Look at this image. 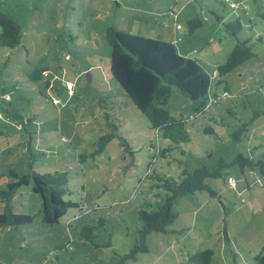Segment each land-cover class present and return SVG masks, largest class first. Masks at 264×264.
Returning a JSON list of instances; mask_svg holds the SVG:
<instances>
[{"label":"rangeland","instance_id":"rangeland-1","mask_svg":"<svg viewBox=\"0 0 264 264\" xmlns=\"http://www.w3.org/2000/svg\"><path fill=\"white\" fill-rule=\"evenodd\" d=\"M184 1L0 0V13L22 34L15 48L0 46V112L10 117L15 108L30 120L22 128L12 117L10 123L0 120V190L12 181L10 171L63 170L64 198L82 208L46 224L41 198L31 184L21 186L12 209L33 220L0 228V264H198L190 257L199 249L212 250L209 264H256L254 255L264 246V177L256 168L228 164L237 154L264 160V43L256 41L264 38V0H231L235 9L224 0ZM175 3L181 55L213 71L237 41L248 40L255 54L219 77L223 82L213 79L216 103L202 114L196 115L188 96L171 89L169 114L194 116L186 123L189 141L179 144L151 128L110 72L113 32L172 42L168 10ZM195 16L202 24L189 32L187 21ZM235 19L241 30L233 36L224 23ZM106 134L113 138L97 152ZM220 158L222 175L206 179L219 198L207 191L178 197L167 230L147 234L146 251L124 259L140 238L138 211L157 210L169 181L183 169L213 168ZM84 225L93 227L92 242L88 231L81 233Z\"/></svg>","mask_w":264,"mask_h":264},{"label":"trees","instance_id":"trees-1","mask_svg":"<svg viewBox=\"0 0 264 264\" xmlns=\"http://www.w3.org/2000/svg\"><path fill=\"white\" fill-rule=\"evenodd\" d=\"M259 16L264 20V8L259 12ZM201 19L199 16H195L187 21L189 32L194 31L202 24ZM224 25L233 36H236L241 30L239 19L228 21ZM21 35L20 25L10 19L8 15L0 13V46L15 48L20 43ZM256 41L264 43V38L258 36ZM110 46V72L122 88V93L145 115L151 128L175 144L189 141L186 123L191 119L187 117L177 119L166 110L165 104L171 89L174 87L183 95L188 96L196 115L202 114L206 108L215 104L208 105L209 99L217 96L211 94L213 79L217 78L216 84L223 82L219 77L255 55L248 40L237 41L225 62L217 65L213 71H209L197 59L181 55L175 43L160 38L144 37L124 30H115ZM9 114L15 120L16 127L22 128L30 122L29 119L25 120L15 108H11ZM10 117L5 118L10 121ZM244 129L245 124L243 123L233 132L235 140L239 139V133ZM205 132L213 133L214 130L211 127H206ZM112 138L113 134L101 136L97 141V152L102 151L105 144ZM169 149L170 147L159 151V153L164 154ZM228 165H238L242 170L244 167L256 168L259 174L264 177V160L262 159L255 161L242 154H237ZM225 166L224 159L220 158L218 164L213 168L202 166L192 172L183 169L182 176L178 180L169 181L167 188L169 193L159 203L157 210L148 212L140 209L138 211V217L142 222L140 238L136 241L130 254L126 255L124 259H134L137 252L146 251L145 237L147 234L167 230V226L176 217L173 206L178 197L196 191H207L210 197L219 198L218 193L206 179L221 176ZM9 177L12 178V181L7 183L5 189L0 190V201L4 203L3 211L0 213V228L19 227L32 222L31 215L16 213L12 209V199L23 185L31 184L32 192L41 198L42 220L46 224L58 223L60 218L71 208L82 210L79 204L64 198L67 191V171L38 172L32 170L26 174L10 171ZM81 233L88 236L92 242L93 227L84 225ZM211 256L212 250L199 249L190 259L200 262L198 264H209ZM254 261L256 264H264V246L260 252L254 255Z\"/></svg>","mask_w":264,"mask_h":264},{"label":"built area","instance_id":"built-area-1","mask_svg":"<svg viewBox=\"0 0 264 264\" xmlns=\"http://www.w3.org/2000/svg\"><path fill=\"white\" fill-rule=\"evenodd\" d=\"M189 2H190V0H185L183 6H185V5L188 4ZM224 2L227 3V4L229 5V7L232 8V9L237 8V4H236L235 2H233V1H231V0H224ZM245 7H246V6H245ZM242 8H243V6H242ZM179 12H180V8L178 7L177 3L173 4V5L170 7V9L168 10V15L172 17V25L174 26V28H175L176 30L181 29V27H182L181 24L178 23V21H177V20H178V17H179ZM165 25H166V24H165ZM179 39H180V37H176V36L174 35L173 43H177V42L179 41ZM65 83H66V88H67V89L69 90V92H70V91H71V87H72V83H71L70 81H66ZM5 95H6V94H5ZM6 96H7V95H6ZM3 97H4V96H3ZM58 101H59L58 99L52 97V102H53L54 104L58 103ZM212 103H216V97H211V98L209 99L208 105H210V104H212ZM196 114H197V113H196ZM187 118H188V119H193L194 116L190 114L189 116H187ZM3 119H4L5 121L10 122L9 119H8V118H5L4 115L0 112V120H3ZM15 126H16V125H15ZM228 182L231 183V185H234V184H235L232 178H229ZM43 264H45V263H43Z\"/></svg>","mask_w":264,"mask_h":264},{"label":"crops","instance_id":"crops-1","mask_svg":"<svg viewBox=\"0 0 264 264\" xmlns=\"http://www.w3.org/2000/svg\"><path fill=\"white\" fill-rule=\"evenodd\" d=\"M180 30V29H179ZM176 29L174 28V26L172 25V32H173V38H174V35L176 34ZM167 41V40H166ZM172 42H173V40H172ZM177 43H175V45H176ZM47 83H48V81H47ZM6 94V93H5ZM3 99V98H2ZM10 123V122H9ZM14 124V123H13ZM30 141H31V137H30ZM15 172V171H14ZM17 173V172H16Z\"/></svg>","mask_w":264,"mask_h":264}]
</instances>
